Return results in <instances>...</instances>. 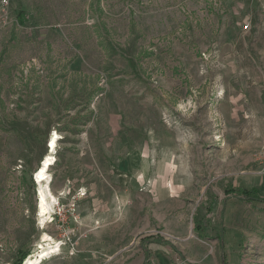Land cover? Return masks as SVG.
<instances>
[{"label": "rangeland", "instance_id": "374dc122", "mask_svg": "<svg viewBox=\"0 0 264 264\" xmlns=\"http://www.w3.org/2000/svg\"><path fill=\"white\" fill-rule=\"evenodd\" d=\"M263 151L264 0H0V264H264Z\"/></svg>", "mask_w": 264, "mask_h": 264}, {"label": "bare ground", "instance_id": "6f19581e", "mask_svg": "<svg viewBox=\"0 0 264 264\" xmlns=\"http://www.w3.org/2000/svg\"><path fill=\"white\" fill-rule=\"evenodd\" d=\"M59 136L57 133H53L47 143V150H48V156L46 159L43 161V164L40 167V171L37 173L35 176V183L39 184L40 189L39 193L37 195V213L38 217L42 220V223L45 221L47 217H50L51 214V205H48L46 202V197L50 195V198L52 202H55L54 197H51V194L49 193L48 190V184H49V176H48V171L50 167L52 166L51 164L55 161V159L52 157L53 154L55 153V150L57 148V142H58ZM54 165V164H53ZM43 184H45V189H43ZM45 190V191H44ZM47 191V193H46ZM46 238V237H44ZM45 246L43 244H40L38 246V249L41 250L42 254L38 256L35 260H32L31 257H29L24 264H41L45 257H47L49 254H55L57 251H46L47 249L44 248Z\"/></svg>", "mask_w": 264, "mask_h": 264}, {"label": "trees", "instance_id": "16d2710c", "mask_svg": "<svg viewBox=\"0 0 264 264\" xmlns=\"http://www.w3.org/2000/svg\"><path fill=\"white\" fill-rule=\"evenodd\" d=\"M235 192L242 194L243 196L246 197V199L256 200V201L264 203V198H258V197L252 198L253 196H251V193H254V191L248 192V191H244V190L233 189V193H235Z\"/></svg>", "mask_w": 264, "mask_h": 264}, {"label": "built area", "instance_id": "2783aa9c", "mask_svg": "<svg viewBox=\"0 0 264 264\" xmlns=\"http://www.w3.org/2000/svg\"><path fill=\"white\" fill-rule=\"evenodd\" d=\"M5 3V2H4ZM6 4V3H5ZM1 7H2V10H3V8H4V4H1ZM263 155H264V151H263Z\"/></svg>", "mask_w": 264, "mask_h": 264}]
</instances>
